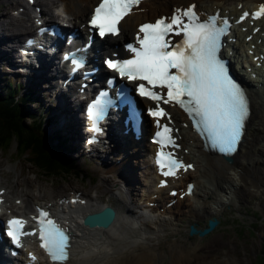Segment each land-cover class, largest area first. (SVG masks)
<instances>
[{"label":"snow or ice","instance_id":"1","mask_svg":"<svg viewBox=\"0 0 264 264\" xmlns=\"http://www.w3.org/2000/svg\"><path fill=\"white\" fill-rule=\"evenodd\" d=\"M140 3L142 0H101L90 25L98 29L101 37L118 35L121 21ZM249 15L245 12L240 19L244 20ZM252 15L254 18L264 17V5ZM222 33V29L216 28L215 17L209 23H200L195 5H191L187 9H177L170 18L141 25L137 35L138 47L128 45L134 53L133 58L107 60L106 64L122 78L138 82L136 91L141 97L156 102L157 107L149 109V115L157 118L167 116L160 103H174L188 114L195 129L211 147L221 153L232 154L243 136L250 108L245 92L228 74L226 64L218 58ZM172 34L182 35V42L174 44L169 38ZM71 60L76 68L82 66V62L74 57ZM109 103L105 94L89 107L88 115L94 132L100 131L98 121L103 118ZM129 118L133 123L139 119L135 108H131ZM157 124L162 128L156 133V142L161 148L169 144L177 146L170 135L172 129L159 125V121ZM157 163L165 176H175L180 169L192 168V165H185L171 153L163 151L158 153ZM38 211L39 216L31 219L39 225L40 246L53 264H65L69 259L70 246L67 230L51 219L48 212ZM27 223V220L16 217L7 221L6 235L17 247H22V236L37 235L36 230H25ZM31 259L34 261L35 257L31 256Z\"/></svg>","mask_w":264,"mask_h":264},{"label":"bare ground","instance_id":"2","mask_svg":"<svg viewBox=\"0 0 264 264\" xmlns=\"http://www.w3.org/2000/svg\"><path fill=\"white\" fill-rule=\"evenodd\" d=\"M95 1L96 0H61L60 3H63V10L68 15L69 22L71 23L72 27H77L78 28L77 30L80 31L79 24L83 22L85 16L90 11L92 3H94ZM196 1L199 4L202 2L199 0ZM208 1L210 2L209 6H206L204 3H202L203 5H205L204 8L206 10H212L211 2L213 4L218 3L219 5H221L224 2L223 0H208ZM249 1L250 0H245V2H249ZM179 2L182 1L181 0H150L142 4L140 7H144V8H141L136 12H134L133 14L126 16L124 20H122L121 33L118 35V37L116 39H112V38L107 39L106 44L112 41L121 40L127 36H131L133 31H135L136 25L138 23H140L141 21L152 20L155 16L159 15L160 13L167 12V10L170 9L171 4H176ZM0 3L4 4L6 7L8 5L13 4V2H11L10 0H0ZM37 5H42L43 7H45L46 9L43 8V10L46 12V14H49L54 10L57 4H56V0H37ZM24 16L25 18L21 20L18 19L14 20L13 15H11L10 13L2 15V17H8L7 22L11 21L10 23L13 25L11 29L12 32L9 35L15 37L9 40V43L13 44L14 41L17 42L19 40L18 35H23L33 32L32 29L33 16L29 12H25ZM13 20L15 21L14 23L12 22ZM2 26L3 24H1L0 27L2 32H4L5 28H3ZM9 38L10 37L5 36L4 34L0 37V40L5 41L3 43L6 44ZM10 55H11L10 50L3 49V45L0 44V62H3L6 59H8ZM54 64H55V57H52L49 60L48 64L44 61H42L39 66L29 63L26 75H23L24 84H28V85L30 84L33 85L34 87L38 85L39 88L41 89L42 87L41 82H47L48 83V85H46L47 90H52V91L54 90L55 92V86L53 84L55 74L51 72V68ZM74 92L75 90L71 89L70 92L67 90L66 93L64 92L57 93L55 98L58 99V102L54 104L53 110L58 114L59 117L58 125H60V127L68 128L70 126H74L75 127L74 129L78 132L79 120H78V114H76L77 106L73 105L71 99L69 98L70 97L69 94L73 96ZM251 102H252V106H251L252 117L247 125L245 138L238 151L240 157L236 155L235 159H233L232 165L226 164L221 157H217L212 153L206 155L205 160H201L198 156L199 154H195L194 158L191 157V159L190 158L188 159V161L190 162L193 161L196 163V168L194 170L195 178L199 177L198 174L199 171H200V175H202L203 177H206L209 171V175L211 177L210 180L211 185L213 182L220 184V182L229 179V176L225 174L223 169L230 168V166H232V168L235 169V174L231 177H234L235 180L238 181L235 182V184L233 183V186L231 183L229 187H235L236 190H238L237 198L239 197L242 198L243 195H247L248 193L256 194L257 192H260L261 195H264V103L263 104L259 103L257 98L254 96H251ZM169 107H170L169 114H171L170 117L174 120L176 125L181 130L184 131V127H182V125L179 123L181 114L176 110L175 108L176 105L169 104ZM158 120L160 121V119ZM108 128L109 130L107 129V132L110 133V129L113 128V125H109ZM183 131H180V133H183ZM189 138H192L191 134H188L186 136V140H187L186 146L188 149H190V151H192V153H196V150L201 146L198 145V143L194 144L192 141L189 142L190 141ZM127 142L128 139L123 138V139H119L118 143L108 144L107 138H105L103 135L100 143L93 148V150H95V152L98 153V156H96V161L99 162L100 165L102 166H104L103 162L106 161V154L109 151H111V154L114 156L113 164L111 163V165H109L110 167H108L107 172H110L111 176L114 175L119 176V179L115 180L113 183L118 184L119 186H123L120 191L122 197H120L119 202L126 209H122V206H120L121 210L120 211L118 210V208L115 205L116 201L115 202L113 201V199H117L116 196L102 199L99 197V193L95 191L96 192L95 196H88L90 199L95 201V204L87 205L85 207H81L80 209H76L73 212H68V213H65L64 211H58V214H63L61 217L64 221L70 218L75 222L77 220H80V218L83 217L86 214V212L88 213L96 212L103 205L112 206L118 211L116 212L117 215L113 223L108 228L105 229L86 228L78 224V227H76L74 230V228L70 226L75 234L74 235L75 254L72 264H161L162 260L167 255H169L168 264H190L191 260L189 259V257H188V261H185V257L192 254L190 248L187 251V249L179 248L178 245L180 244H177V245H172V248L169 249L168 253L163 251L159 252L158 250L159 242L156 243L154 239H150L151 236L149 237L144 231L134 232L129 227L130 223L124 219L122 213L125 212L132 213V210L130 209L129 206L134 201V199L136 200L137 198L135 197L133 191L139 190L141 186L143 187L145 186L144 190L149 188L151 189L147 190V193L145 192V194L143 195L140 194L137 200H141L142 197H148L151 193H155V192H158L160 194L159 195L160 199L164 200L166 198L162 190L157 191L154 189V184H153L154 169H152V166L146 162V160L150 159V156H147L146 159H145V154L139 156L142 159L141 163L146 164L145 172L147 174L144 172L140 176H138L141 177L140 179L141 181L138 185L134 184L136 183L135 180H137V177L133 178L132 173L135 172L136 167L133 164L130 165L128 163L129 161L127 159V155L124 154L126 153L124 149L126 148ZM99 146L102 147L101 150L98 148ZM145 146H147L148 148L147 143L145 144ZM186 146L184 143V148ZM139 154L140 152L137 155ZM118 159L119 162L117 166L116 164H114V161ZM11 163L5 164L4 166H2L3 168H1L0 166V171H2L3 169L4 171H8V172L14 171V166ZM238 171H241V173H239ZM101 173L105 174L104 171H102ZM236 174L238 175V179L236 178L237 177ZM106 179L107 178H103L102 181ZM146 181H148V184L146 183L147 185H144L145 184L144 182ZM28 183H30L29 180ZM202 183L203 180L202 181L200 180L197 184V187H199L200 184ZM0 185L6 188V193L3 196H5L6 198L5 203L7 207H11L12 205H14L13 203L14 199L20 198L22 200V204L21 206L14 205L15 208L16 209L19 208L21 210H25V209L30 210L29 208H27V205L25 204L26 197H28L30 194V190L28 188H26L25 190L24 189H20L19 191L16 190V193L18 195L14 196L13 195L14 191L8 190V185L1 178H0ZM17 185L18 182H16L15 186ZM258 185L262 186L263 189L253 188ZM136 186L137 188H135ZM205 186H207V184ZM197 187L195 185V189H197ZM213 189L210 188L208 185V189H207L208 191L205 190L207 191L206 194L213 195L214 194ZM86 196L81 195V198H86ZM194 196H195V190L193 192L192 197ZM224 196L225 195H223V198ZM123 197L127 200L124 201ZM192 197L191 196L188 197L187 200H190ZM39 198L40 197H38V199ZM217 200H219L221 204L224 202V199L222 201L220 196L218 197ZM182 203L184 202L178 201L176 204H182ZM203 203L204 201L202 202L199 201V204L202 206L203 210H201V208H195V206L192 205L188 207L187 204H184V207H182L181 210L178 211L176 206L175 207L172 206L167 211L169 214H171L170 220H169V216H168V220H166V219H162L161 217L152 216L148 214V218L151 220V223L154 225V227L152 226V228L151 225H149L148 227L150 228L148 229V231L150 230L160 231L165 226V224L168 223L171 226H176L178 221L177 216L183 215V211H182L183 209L190 215L197 214L196 215L197 220L199 218L206 219L210 216L211 217L215 216L212 215V213L210 212L209 213L206 212V208H208V205L206 204L204 205ZM141 205L142 203H140L137 206V208H139ZM200 215L202 217H200ZM143 219L144 218L142 216L138 217L139 222H141ZM79 235H81L82 238L85 240L84 243L81 241ZM6 259L9 260V258ZM203 262L205 263V259H203V261H201L200 264H203ZM41 264H47V263L42 262ZM231 264H238V263L236 261H232Z\"/></svg>","mask_w":264,"mask_h":264},{"label":"rangeland","instance_id":"3","mask_svg":"<svg viewBox=\"0 0 264 264\" xmlns=\"http://www.w3.org/2000/svg\"><path fill=\"white\" fill-rule=\"evenodd\" d=\"M10 1L13 2V4L8 5L9 7L8 6L6 7L4 4L0 3V25L3 24V27L5 28V31H6V32L5 31L2 32L0 28V37L6 34L7 32L11 33L12 32L11 29L13 27V25L10 23L11 21L7 22L8 17H2V15L8 14L7 11L13 10L17 7L16 2L18 1L20 2L23 0H10ZM12 22L14 23L15 21L13 20ZM8 37L10 38L7 40V44L9 43L8 41L13 39L15 36L8 35ZM3 42L5 41L0 40V44L4 46L5 44ZM5 77L10 79L13 85L18 81V82H21L23 86H25L22 78L16 77L15 75H13V70L10 67L0 65V90H1V86H3L4 84L3 79ZM36 87H39V86L36 85ZM22 91L23 90H21V93ZM47 93L48 92L46 91L42 92L44 101H41V97L37 94V97L40 101L38 104L29 105V108L32 111V112L30 111V113H33L35 115H39V114L43 115L44 119H46L49 116L50 112L52 111L46 112L45 110L47 109V106L53 103V97H51L49 93L48 94ZM69 96L71 97L72 95L69 94ZM29 120L30 119L27 118V121ZM50 123H51L50 125H46L45 123L43 124L42 129H43L44 135L49 136L54 131H56L55 128L59 124L58 115L54 116L52 122L50 121ZM68 128L74 129L75 127L70 126ZM77 150L78 149H76V153L73 154V156L71 155V157L74 158L75 165L78 166V169L91 178L89 180L87 179L78 180L74 177H68L67 179H59L55 177L53 178L44 177L43 175L39 173V171L36 168L31 167L28 164L26 158L24 157L25 155L21 156V158L19 159H16V156L14 153V143L11 145L8 151H2L0 149L1 168H3L2 166H4L5 164L11 163V162H12L11 164L14 166V171L12 172L4 171V169L0 171V178L6 182L9 190L14 191L13 194L15 195H18L16 193V190L19 191L20 189L25 190L26 188H28L30 190V194L28 197H26V202L33 200L35 197L37 198L40 197L44 202L48 200L50 201V200H53L54 197L64 194L71 188L81 189L83 190L85 194H89L90 192H93V191H98V193L101 196L103 195L102 197L103 199L112 197V195L114 194H120L121 188L123 186H119L118 184L113 183L115 180L119 179V176H115V175L111 176L110 172H107L108 167H110L109 165H111V163L113 164V159H114V156L111 154V151H109L106 154V161L103 162L104 166H102L97 161L92 162L87 154L83 153L82 155L85 156V159L81 158L79 156V151ZM128 161H129L128 162L129 164H131L132 162V164L136 167L135 172L137 171L136 172L137 178L138 176H140L142 173L145 172L146 164L144 165L139 162L137 164L136 159H132V158H130ZM114 164H115V161H114ZM228 169L224 172L227 176H229V179H227L226 181L220 182L217 188L214 186L213 181L211 185L210 176L203 177L201 181L202 180H205V181L202 184H200L201 191L198 197L196 198V200L194 201L185 200L184 201V203H192L196 205L199 201L200 202L204 201L203 204L208 205V208H206V212L207 213L210 212L212 213V215H215V217H218L221 221V224L218 225L214 230L209 232L206 236H204V238H199L198 236H188L186 233L187 227L189 224L195 221L194 220L191 221L192 217H188V213L184 211L183 209L182 211H183L184 216L183 215L178 216L179 218H178L176 226H171L168 223V224H165V226L160 231H157V230L148 231L147 226L144 228V231L146 232L147 235L151 236V239H154L156 243L159 242L158 243L159 252L163 251V252L168 253L169 249L172 248V245L180 244L178 245L179 248L187 249V251L190 248V250L192 251L191 252L192 254L185 257V261H188V257H189V259L191 260L190 264H194V263L200 264L201 261H203V259H205V263L203 262V264H226L228 262L226 260L227 255H229L231 259L237 260L238 264H252V263L256 264V256L259 254V250L261 248L262 240L264 237V195H261L260 192H257V194L248 193L247 195L242 196L243 199L240 197L238 199L234 198V201L232 203L226 202L224 204H221V202L217 200L218 197L221 194H225V196L233 195L232 189L234 187H229V186L231 183L233 186V183L235 184V182L238 181V180H235L234 177H231L234 175L233 174L234 171L230 168ZM102 171H104L105 174H102L101 173ZM103 178H107V179L102 181ZM28 180L30 181V183H28ZM16 182H18L17 186H15ZM144 183H145L144 185H147L148 181ZM134 184L138 185L137 182ZM206 184L207 186H205ZM208 185L212 189L214 187L215 190L213 189V191H214V194L216 193L215 195L206 194V192L208 191L207 190ZM135 188H137V186ZM144 188L145 186L144 187L141 186L139 190L137 191L134 190L133 192L135 194V197L139 198L140 194L143 195L145 194V192L147 193V190L151 189L148 187L149 189L144 190ZM253 188L263 189V187L259 185ZM236 193H238V190H236ZM258 194L261 196H259ZM137 198L136 200L134 199L133 201L134 203L132 202L130 204L129 206L130 208H132V206H134L135 203L138 201ZM123 199L124 201L127 200L124 197ZM119 200H120V197L118 200L113 199L114 202L116 201L115 205L120 211L121 210L120 206L122 207L124 206L120 205ZM260 200L262 201L261 204L259 203ZM196 205H193V206H195V208H201V210H203L201 205L200 207ZM254 215L256 217H259V221L257 222L258 225L256 226L255 231L251 234L249 229H251V224L255 222V219L253 217ZM200 217L202 216L200 215ZM208 218L198 219L200 224H203L202 227H204ZM148 224L150 225V223ZM152 226L153 225H151V228ZM240 232L242 233V236ZM251 235H253V237H250ZM235 236H237V238ZM168 256L169 255L164 257L161 264H168L169 262Z\"/></svg>","mask_w":264,"mask_h":264},{"label":"trees","instance_id":"4","mask_svg":"<svg viewBox=\"0 0 264 264\" xmlns=\"http://www.w3.org/2000/svg\"><path fill=\"white\" fill-rule=\"evenodd\" d=\"M5 88L0 91V149L8 151L14 143L16 159L25 155L28 164L47 178L91 179L78 169L69 155V150L73 149L68 139L54 132L49 136L44 135V119L30 113L31 101L19 97L17 89L10 84H6ZM27 118L30 120L27 121ZM257 264H264V250Z\"/></svg>","mask_w":264,"mask_h":264},{"label":"water","instance_id":"5","mask_svg":"<svg viewBox=\"0 0 264 264\" xmlns=\"http://www.w3.org/2000/svg\"><path fill=\"white\" fill-rule=\"evenodd\" d=\"M114 218H115V211L112 208L107 207L97 214L88 215L85 218L84 223L88 227H96L97 226V227L107 228L112 223ZM217 224H218L217 218H211L208 221V227L207 228L202 230V229H196L193 226H191L189 229V234L190 235L198 234L199 236L206 235L208 232L213 230Z\"/></svg>","mask_w":264,"mask_h":264}]
</instances>
